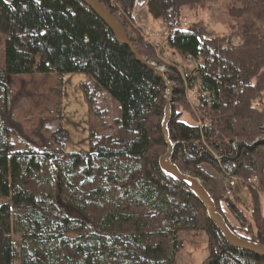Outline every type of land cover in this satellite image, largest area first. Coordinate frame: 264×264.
<instances>
[{
    "label": "trees",
    "instance_id": "obj_1",
    "mask_svg": "<svg viewBox=\"0 0 264 264\" xmlns=\"http://www.w3.org/2000/svg\"><path fill=\"white\" fill-rule=\"evenodd\" d=\"M98 1L126 27L135 0ZM151 1L168 49L190 69L128 40L145 61L168 65L167 81L184 86L173 95L190 92L200 108L188 126L171 104V161L200 182L234 235L264 245L257 189L250 212L225 195L231 179L245 185L255 177L264 190V0H234L239 30L226 39L182 26L184 12L212 0ZM0 43V200H8L0 203V264H174L181 231L206 235L202 264H264L230 248L191 191L160 170L165 86L80 0H0ZM71 73L116 103L110 126L101 117L80 154L64 153L61 128L54 145L18 139L7 109L10 77Z\"/></svg>",
    "mask_w": 264,
    "mask_h": 264
},
{
    "label": "rangeland",
    "instance_id": "obj_2",
    "mask_svg": "<svg viewBox=\"0 0 264 264\" xmlns=\"http://www.w3.org/2000/svg\"><path fill=\"white\" fill-rule=\"evenodd\" d=\"M232 9H240L234 0H212L195 6L192 10L188 9V12L183 14L186 25H195V28L201 29L204 33L226 39L239 30L240 20L231 16ZM131 16L133 20L125 19L126 27L123 26L130 37L142 39L145 43H148L146 39L150 40V44L163 51L165 63L176 64L183 70L190 69L189 60L168 49L166 29L151 0H135ZM2 49L0 43L1 68ZM167 66L163 64L157 68L167 74ZM9 81L10 95L7 109L12 120L10 127L15 136L27 144H52L51 136L61 128L65 134L61 145L64 153H86L89 149L90 134L101 130V117L104 118L105 127H109L112 119L117 116L116 103L104 92L95 93L88 77L84 74H66L61 80L52 74L14 76L10 77ZM171 86L175 90L184 89L183 85L171 84ZM84 90L87 92L85 93ZM184 92V98L175 96L172 92L171 104L174 111L182 113L181 122L195 126L200 116V108L194 94ZM101 112L103 114H100ZM213 175L217 176L216 173ZM244 184L246 186L241 182L235 183L234 197L238 198L243 210L250 212L252 208L250 189L255 187L260 216L264 219V190L259 191L262 186L258 188L257 183L254 187ZM6 202L8 200H0V203ZM226 214L232 223L231 217L227 212ZM247 215L249 216V213ZM177 238L178 251L174 264H202L205 261L208 256V246L207 237L203 232L181 231Z\"/></svg>",
    "mask_w": 264,
    "mask_h": 264
},
{
    "label": "water",
    "instance_id": "obj_3",
    "mask_svg": "<svg viewBox=\"0 0 264 264\" xmlns=\"http://www.w3.org/2000/svg\"><path fill=\"white\" fill-rule=\"evenodd\" d=\"M87 8H89L108 28L114 37L117 44L126 47L135 60L151 71L158 79L162 81L165 86V105L163 109V118L161 122V135L163 143L165 145V153L158 160L160 170L174 181L180 183L184 187L188 188L191 193L197 198L206 212V217L210 223L215 227L217 232L223 238L225 243L232 249L242 252L251 253L252 255L260 258H264V245L257 243H251L243 240L234 235L223 218L216 212L215 205L202 187L200 182L187 175L181 173L177 167L172 163L171 158L173 155L174 144L169 140L168 124L171 119V98H172V86L164 76L163 70L157 68L154 64L145 61L141 58L133 45L130 43L127 37V33L121 22L110 14V12L101 4L98 0H80Z\"/></svg>",
    "mask_w": 264,
    "mask_h": 264
},
{
    "label": "built area",
    "instance_id": "obj_4",
    "mask_svg": "<svg viewBox=\"0 0 264 264\" xmlns=\"http://www.w3.org/2000/svg\"><path fill=\"white\" fill-rule=\"evenodd\" d=\"M256 181V178L253 179H247L246 184L247 185H252ZM235 186V180H231L226 188V195H230L233 188Z\"/></svg>",
    "mask_w": 264,
    "mask_h": 264
},
{
    "label": "crops",
    "instance_id": "obj_5",
    "mask_svg": "<svg viewBox=\"0 0 264 264\" xmlns=\"http://www.w3.org/2000/svg\"><path fill=\"white\" fill-rule=\"evenodd\" d=\"M147 41H148V43L150 44V40L147 39Z\"/></svg>",
    "mask_w": 264,
    "mask_h": 264
}]
</instances>
